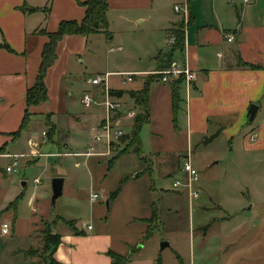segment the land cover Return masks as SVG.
Wrapping results in <instances>:
<instances>
[{
	"label": "crops",
	"instance_id": "0c3cea01",
	"mask_svg": "<svg viewBox=\"0 0 264 264\" xmlns=\"http://www.w3.org/2000/svg\"><path fill=\"white\" fill-rule=\"evenodd\" d=\"M84 1L0 0V213L21 195H14L1 205L4 204L2 194H5L2 183L7 179L12 184L5 171L12 161L8 156L26 155L28 157L17 159L19 162L25 158V163L40 158L29 156L33 150L31 140L37 144V149L52 146L59 153L60 148L65 153H79L73 149L90 144L89 125L93 122L94 126L104 114L101 108L99 112L82 108L80 100L84 93L101 98L102 88L92 86L87 80L109 74L106 82L109 92H125L122 97L113 96V99L133 109V100L127 92L139 91L148 75L164 69L172 48L168 39L176 29L183 31V48L175 52L173 58L185 63L195 74L190 86L185 83L182 86L176 114V132L187 140L189 155L193 144H200L213 135L216 139L224 137L230 141L231 148L240 146L245 153L264 155V109H261L264 102V0H109L108 33L63 36L57 45V59L45 76L48 98L28 106L26 93L35 83L42 50L48 42L47 34L55 32L62 21L81 22L85 16ZM227 36L234 39L228 41ZM102 48L109 54L118 53L116 58L120 60L113 64L106 58L103 68L93 72V61L101 56ZM121 73L136 75L131 82L123 83ZM154 81L149 93L148 124L153 117V96L160 93H167L170 98L172 121L169 84ZM252 104L258 109L250 122L248 109ZM25 115H28V125L21 130ZM43 127L52 128L50 141L42 139ZM216 139H212L211 144ZM4 160L10 161L4 165ZM74 165L79 166V163ZM187 192L191 199L195 198ZM109 193L104 197L106 204ZM32 205L35 206L34 202ZM4 222L10 224L9 234L12 235L14 222L2 220L0 226ZM254 224L259 225V222ZM87 225L90 224L75 225L83 231L82 235L74 234L69 228L54 232L61 235L53 253L56 262L111 264L108 252L113 251L130 254L126 264H141L130 253L129 243L116 247L107 231L97 232L92 225L90 229ZM211 227L212 223L200 227L203 236ZM7 235L0 232V237ZM5 251L0 249L3 256Z\"/></svg>",
	"mask_w": 264,
	"mask_h": 264
},
{
	"label": "rangeland",
	"instance_id": "374dc122",
	"mask_svg": "<svg viewBox=\"0 0 264 264\" xmlns=\"http://www.w3.org/2000/svg\"><path fill=\"white\" fill-rule=\"evenodd\" d=\"M104 48L93 61V72L103 68L106 58L113 64L120 60L118 53H106ZM82 108L99 112L96 107ZM125 126L129 134V121ZM42 129V139L50 141L53 132ZM139 137L140 154L128 147L129 141H122L105 157L31 156L38 158L31 163L21 158L16 171L7 173L12 184L7 179L2 183V206L14 195L21 198L16 209L10 203L0 213V223L14 222L15 227L12 235L0 237V249L7 250L4 256L0 253V264H44L48 253H44L43 233L69 228L64 220L78 227L90 224L97 232L103 229L116 247L129 243L130 253L140 246L132 254L141 264H264V155L245 153L240 146L231 148L224 137H215L212 144L206 140L193 144L189 155L184 135L173 129L167 93L153 96L152 122L142 126ZM86 149L80 146L73 151ZM38 150L42 155L65 154L52 146ZM188 158L198 174L192 183L198 197L192 199L187 188L175 186L177 181L187 182L183 168ZM9 161L4 160V165ZM55 177L65 182L53 205ZM123 178L128 180L119 197L107 206L104 197ZM92 193L101 198L92 202ZM208 223L212 227L203 236L200 227ZM162 242L169 246L161 250Z\"/></svg>",
	"mask_w": 264,
	"mask_h": 264
},
{
	"label": "trees",
	"instance_id": "16d2710c",
	"mask_svg": "<svg viewBox=\"0 0 264 264\" xmlns=\"http://www.w3.org/2000/svg\"><path fill=\"white\" fill-rule=\"evenodd\" d=\"M109 0H85L82 2V5L85 7V16L81 22L77 21H62L60 22L58 29L55 32L48 33V42L44 45L41 55V62L39 66V71L36 76L35 83L32 87L27 90L26 93V102L28 106L37 105L47 100V87L45 84V76L48 69L55 63L57 59V45L59 41L65 35H90L96 33H108V21H107V9H108ZM27 11H32L27 9ZM172 36L175 38V43L169 51V57L167 59V64L164 66L166 68L170 61L173 59V54L179 52L183 48V31L177 29L173 32ZM247 66L243 64V66ZM250 66V65H249ZM149 78V77H147ZM151 80H145L142 89L139 91H129L127 95L133 100V108L136 109V115L132 120L131 129L129 134H126L122 137V141H129L128 147L134 148L135 153H142V143L139 137V132L143 125L150 122V106H149V93H150V82L157 79V76H151ZM184 85V78L180 77L177 80H174L169 83L171 87V100H172V112H173V129L176 130V114L179 110V104L181 102V89ZM122 90H111L110 94L116 97H122L124 95ZM28 125V115H25L22 124L21 130H23ZM52 129V128H50ZM216 135H213L207 142L212 141ZM126 147L127 149H129ZM125 148V149H126ZM124 151V150H123ZM128 179L123 178L119 181L118 186L109 193L107 199V205L110 204L113 200L117 198L122 189V184H124ZM21 198V195L11 203L12 206H15L16 209L17 201ZM63 220V219H62ZM64 222L68 225L69 229L76 235H82L83 231L75 227V224L72 221ZM147 236L150 233H147ZM61 235L59 233H43V242H44V253H48V256L44 259V264H59L53 259V253L60 243ZM108 256L111 259V264H126L130 259V254L121 255L113 251L108 252ZM158 264H160L158 262Z\"/></svg>",
	"mask_w": 264,
	"mask_h": 264
},
{
	"label": "built area",
	"instance_id": "2783aa9c",
	"mask_svg": "<svg viewBox=\"0 0 264 264\" xmlns=\"http://www.w3.org/2000/svg\"><path fill=\"white\" fill-rule=\"evenodd\" d=\"M175 10L178 11L179 7L176 6ZM233 36H227L228 41H232ZM175 43L174 36H171L168 39V45L173 46ZM157 76L158 81L164 84H169L170 82L177 80L180 77L184 78V83L186 86H190L191 82L195 80V74L192 72L185 63L181 64L178 59L173 58L168 66L164 69L152 73ZM123 77V83L131 82L133 77L136 74L133 73H121L119 74ZM109 74L105 75H96L87 80L92 86H100L102 88L101 98L94 97L90 93L86 92L81 97V104L88 108H101L104 111V114L100 121L96 123L91 128V138L90 144L87 146L86 151L80 153H65V154H49L42 155L38 149L37 144L34 141H30L29 144L32 147V152L29 156H83V157H92V156H108L111 151L121 144L122 137L126 135L125 123L132 120L136 112L131 108H126L124 104L118 100L113 99V96L110 94L108 88L106 87V82ZM44 134V133H43ZM11 163L6 166L5 171L7 173L15 172L18 166V158L28 157L26 155H12ZM184 172L186 173L187 182L182 184L180 181L175 183V186H183L189 191V195L196 197L198 193L192 189V183L198 180V174L196 169L192 166L190 158L184 161ZM35 183H39V179H34ZM99 199L98 194H91L90 200L96 201ZM87 228L90 229L91 226L87 225ZM0 232L2 235H7L10 232V224L2 223L0 226Z\"/></svg>",
	"mask_w": 264,
	"mask_h": 264
},
{
	"label": "water",
	"instance_id": "95a60500",
	"mask_svg": "<svg viewBox=\"0 0 264 264\" xmlns=\"http://www.w3.org/2000/svg\"><path fill=\"white\" fill-rule=\"evenodd\" d=\"M258 107L255 104L250 105L248 109L249 113V121H253L254 116L257 112ZM63 184H64V179L60 177H56L52 179L51 187H52V198H51V203L54 205L55 201L58 197L62 195L63 191ZM169 244L167 242H162L160 245V249L163 250L164 248L168 247ZM141 249L140 246L132 250V252H138Z\"/></svg>",
	"mask_w": 264,
	"mask_h": 264
}]
</instances>
